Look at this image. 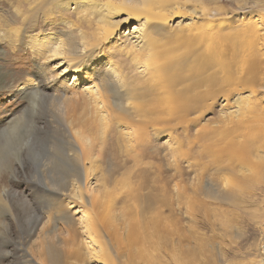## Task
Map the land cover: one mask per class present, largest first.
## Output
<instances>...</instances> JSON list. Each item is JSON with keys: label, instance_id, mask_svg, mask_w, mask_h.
<instances>
[{"label": "bare ground", "instance_id": "bare-ground-1", "mask_svg": "<svg viewBox=\"0 0 264 264\" xmlns=\"http://www.w3.org/2000/svg\"><path fill=\"white\" fill-rule=\"evenodd\" d=\"M26 1L30 8L21 14L22 25L13 27L14 34L8 37L11 51L19 48L27 29L35 28L31 16L35 18L43 13L46 17L53 6L61 13L62 9L66 11L64 15L72 13L62 20L64 30L59 35L51 32L28 44L37 61L35 77L31 76L18 86L30 98L27 112L0 123V185L5 175L3 170L13 174L19 172L18 163L23 165L28 159L27 147L35 153V144L29 143L32 132L44 129L61 134V149L54 147L57 153L48 150L41 159L44 181L36 189V194L43 196L40 198L46 202L43 214L47 221L41 228L42 236L34 242H38L37 252L44 263L87 264V259L98 264H115L117 259L122 264L120 257L126 252L128 261L133 264H161L165 256L162 249L168 247V243L174 249L180 247L178 241L181 239L177 240L176 236L180 234L181 224L175 217L182 214L183 205L186 204L187 209L195 207V197L191 195L196 193L190 192L197 191L191 188L188 193V188L183 190L179 182L170 188L162 178L160 167L156 166L151 174L141 166L149 165L144 164L146 159L155 157L150 145L153 135L172 132L184 124L197 125L220 95L228 100L230 96L235 97L236 109L227 133L230 162L224 170L235 175L227 179L236 183V187L230 192L220 188L212 191L206 186L209 196L236 205L237 200L243 199L248 182L254 185V177L264 183V118L257 130L249 125L252 109L259 106L264 110V105H255L249 96L257 93L259 85L264 83V75L256 62L251 67H227L226 61H220L214 48V34L216 29L222 31L226 25L214 23L215 15L207 3L201 10L197 6L188 9L186 6L194 15L190 16L195 21L192 29L198 27L197 19L202 18L204 30L201 36L195 32L189 34L190 49L194 51L180 54L163 49L158 40L156 47L153 35L168 28L169 19L181 12L185 0ZM132 22L135 25L127 33L131 36L127 49L114 50L112 57L118 59L110 58L111 62H106L107 66L111 63L110 68L102 67L99 60L111 47H108L111 40L122 35L121 30ZM261 26L264 34L263 22ZM248 33L259 36L256 28ZM200 43L204 46L197 51ZM6 55L7 51L0 49L1 83L9 74L2 66ZM231 80L235 86L227 88L232 85ZM60 85L76 93L72 103L62 99L61 89L64 88ZM246 91L249 94H245ZM42 98L50 106L51 116V120L45 117L44 126L39 124L34 113ZM256 135L262 152L257 155L259 170L258 164L249 157L255 145L251 139ZM173 152L175 156L180 154L175 149ZM38 155L40 153L36 152L35 156ZM178 162L175 158L174 179L181 175ZM116 166H122L120 169L130 167L122 182L126 191L117 201L125 206L126 226L111 219L114 199L106 202L111 186L120 185L113 173ZM155 190L161 192L158 199L149 196ZM17 198L24 197L4 186L0 189V209L11 213ZM149 201L155 202L147 203ZM119 207L116 206V210ZM78 214L81 215L77 217ZM58 221L64 223L67 238L58 235L53 240L50 235L56 230ZM5 225L0 219V228ZM122 229L127 231L126 238L121 237ZM263 238L262 234V244ZM3 247L7 246L2 244L1 249ZM29 250L35 254L33 248ZM21 251L23 264H37ZM172 255V259L182 260L176 256L182 255L176 250ZM252 264H262V251L261 259Z\"/></svg>", "mask_w": 264, "mask_h": 264}, {"label": "rangeland", "instance_id": "rangeland-1", "mask_svg": "<svg viewBox=\"0 0 264 264\" xmlns=\"http://www.w3.org/2000/svg\"><path fill=\"white\" fill-rule=\"evenodd\" d=\"M187 1L185 0V6L180 9L181 12L177 16L170 14L168 28L162 33L153 35L155 46L158 40L163 45V49L178 51L180 54L192 53L194 50L190 49L191 42L188 35L195 32L201 36L204 30L202 22L204 19L196 18L199 20L198 27L192 29L195 21L191 19L192 13L187 9L197 6L201 10L207 3L208 8H211L215 15L214 23L226 25L224 30L217 31L216 29L214 34V48L220 61L223 63L226 61L225 66L227 65V67H251V64L256 62L257 67L261 68V73L264 75V34L261 31V23H264V0ZM29 8L26 0H0V49L7 51L6 57L4 56V60H2V66L9 71L5 82H0V123L3 121L7 123L27 112L26 108L30 98L18 86L31 76L35 77L33 74L36 72L35 63L37 61L33 49L28 44L44 38V35L51 32L59 35L61 30H64L61 28L64 26L63 21L72 14L70 12L69 15H64L63 13L66 11L62 9L63 13H61L59 9L53 6L49 10L51 13L46 17L43 13H39L35 18L31 16L35 28L33 30L27 29L28 32L24 35L19 48L11 51L8 37L14 34L13 27L18 28L22 25L21 14L28 11ZM134 25L135 23L132 22L125 26L121 30L124 33L111 40L108 45L111 47L99 60L102 67L110 68L111 63L107 66L106 62H111L110 58L118 59L116 56L112 57L115 53L114 50L127 49L128 44H130L128 38L131 37H128L129 34L127 33L133 30ZM254 28L259 32L258 37L248 33ZM203 46L202 43L197 44V51H200ZM43 65L47 67L45 62ZM231 82L232 85L229 87L227 85V88L235 86L232 80ZM65 86L60 85L61 88H64L61 89L62 99L72 103L74 99L72 97H75L76 93L65 89ZM35 87L36 85L30 88ZM247 91L245 94H249ZM249 96L255 105L256 103L264 105V83L261 87L259 85L257 93ZM225 98L222 95L218 96L213 108L204 113L197 125L190 124L187 127L184 124L172 132L167 131L160 136L153 135L150 140L151 151L155 157L146 159L147 162L144 164L150 166L142 165L141 168L153 174L156 166L160 167L163 174L162 178L168 182V187L171 188L174 183L179 182L183 190L188 188V193L191 188L197 191L194 192L192 189L190 192V194L196 193L191 195L195 197L193 198L195 207L187 209L188 207L184 203L182 214L175 217L181 224L180 234L176 236L177 240L181 239L178 241L180 247L174 249L170 243L166 244L168 247L162 249L165 256L161 264H252L254 260L261 259V236L264 231V183L254 177L256 178L254 185L252 182H248V186L244 190L245 193H243V199L241 202L240 199L237 200L236 205L213 199L206 189V186H209L212 191L220 188L223 191L231 192L232 187L234 189L236 187V183L234 184L227 179H233L235 175L224 170L230 162L227 158V133L228 128L231 127V115L236 109L235 97L230 96L229 100ZM248 107L250 106L248 105ZM255 107L252 109V119L249 125L257 130L258 126L260 127L261 119L264 118V110L260 109L259 106ZM35 110V116L41 126L45 125V117L51 120L50 106L44 102L43 98L40 99L39 107ZM39 130L41 132L37 130L32 132L33 135L29 133L31 137L29 143L35 144V153L38 152L40 155L35 156V153L33 154L27 147L25 153L28 155V159H25L26 162L23 165L18 163L19 172L13 174L3 170L5 175L0 189L5 186L6 189L18 192L22 198L24 197V200L15 199L11 213H6L0 209V219L6 224L0 228V264H23L24 256L21 250H24V255L26 254L27 258L32 259L37 264H52L48 261L44 263L37 252L39 249L38 242L37 244L34 243L39 235L42 236L41 228L47 221L46 215L43 214V206L46 205V202L40 198L43 196L36 194V189L37 186L41 187L44 181L42 173L44 167H42L41 159L45 157V152L48 150L57 153V150L61 149L62 138L58 131ZM257 135L255 139H251L255 145L251 147L254 149L249 153V157L255 165L260 160L257 157L258 153L259 155L262 153ZM174 149L180 154L175 156ZM213 157L214 160L211 161ZM175 158L179 160L178 166L181 171V175L176 179H174L177 167L174 163ZM121 167L113 168L114 176L120 180V185H114L116 184L114 183L111 186V195L106 199V202L114 199L115 209L110 214L111 219L115 220V223L126 226L128 216L125 215V206L118 204L117 201L123 198V191H126L122 182L128 176L130 167L120 169ZM256 167L259 170V164ZM256 174L254 172L253 175ZM160 194L161 192L155 190L149 196L152 199H158ZM243 200L244 202H242ZM154 202L149 201L147 203L153 204ZM116 206H120L119 210H116ZM80 215L78 214L77 217ZM102 216L107 219L105 213H102ZM56 224V230L50 235L52 239L55 240L58 235L67 238L64 223L58 221ZM126 233L127 231L122 229L120 231L121 237L126 238ZM2 244L7 247L1 249ZM30 248L35 251L34 255L29 250ZM173 250L182 254L176 255L182 260L180 258L172 259ZM124 254V258L120 257L122 264H133L128 261L126 252ZM112 258L115 259L113 256ZM86 261L87 264H98L95 260L86 259ZM117 261V259L114 261L115 264L120 263Z\"/></svg>", "mask_w": 264, "mask_h": 264}, {"label": "built area", "instance_id": "built-area-1", "mask_svg": "<svg viewBox=\"0 0 264 264\" xmlns=\"http://www.w3.org/2000/svg\"><path fill=\"white\" fill-rule=\"evenodd\" d=\"M263 233V236H264V232ZM261 251H262V264H264V238H263V244L261 246Z\"/></svg>", "mask_w": 264, "mask_h": 264}]
</instances>
